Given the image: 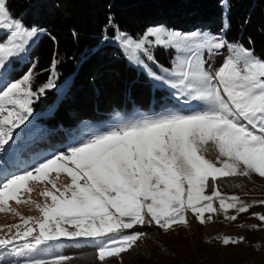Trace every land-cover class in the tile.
Returning <instances> with one entry per match:
<instances>
[{
    "label": "snow or ice",
    "instance_id": "1",
    "mask_svg": "<svg viewBox=\"0 0 264 264\" xmlns=\"http://www.w3.org/2000/svg\"><path fill=\"white\" fill-rule=\"evenodd\" d=\"M229 27L224 23L220 34H212L157 25L137 37L116 28L112 40L151 86L170 90L188 110L164 108L103 130L86 127L69 134L63 149L44 155L32 147L39 129L29 124L36 101L57 87L59 60L53 55L40 85L31 61L17 78L42 29L14 17L7 0H0V212L12 211L9 201L35 203L22 198L32 191L29 181H47L54 189L41 192L51 203L36 204L40 218L21 216V225L8 226L15 233L0 237V264H67L66 255L37 254L43 246L78 239L95 242L99 261L107 264L137 245L146 235L142 228L186 226L189 212L203 225L219 211L230 221L250 211L252 204L225 196L218 180L250 173L264 178V55L230 41ZM156 48L175 53L170 66L156 58ZM209 144L218 153L215 161L205 156ZM53 172L70 182L57 187ZM228 209L236 214L227 215ZM254 215L264 222V214ZM243 240L225 236L222 243Z\"/></svg>",
    "mask_w": 264,
    "mask_h": 264
},
{
    "label": "trees",
    "instance_id": "2",
    "mask_svg": "<svg viewBox=\"0 0 264 264\" xmlns=\"http://www.w3.org/2000/svg\"><path fill=\"white\" fill-rule=\"evenodd\" d=\"M222 0H7L14 17L42 32L29 48L26 60L17 68V78L33 62L36 84L47 81L43 71L53 55L59 60L57 85L69 79L58 95L56 88L36 101L34 122L43 130L42 136L62 134L84 122H101L114 113H127L132 108L158 109L169 105V90L152 88L141 70L127 62L120 47L106 35L114 26L137 37L151 25H164L183 32L201 29L218 34L224 23L230 27L227 38L240 40L264 55V0H227L223 16ZM111 21V23L109 22ZM245 21H248L245 23ZM54 38V39H53ZM249 39L252 43L249 45ZM156 48V58L170 66L172 51ZM37 139L34 140L36 142ZM33 142V143H34ZM32 143V144H33ZM252 180L235 176L219 178L223 191L264 195V187ZM256 184V183H255ZM243 242L238 245L245 253L225 255L222 263L200 260L205 238L199 224L189 223L190 233L156 226L140 229L146 235L137 245L119 256L121 264H264V226H243ZM236 235L240 237L237 228ZM204 242V243H203ZM260 243L259 249L254 245ZM206 251V252H205ZM259 256L245 263L247 254ZM67 264H101L92 245L66 246ZM116 256V257H118ZM112 258H107L109 264Z\"/></svg>",
    "mask_w": 264,
    "mask_h": 264
},
{
    "label": "rangeland",
    "instance_id": "3",
    "mask_svg": "<svg viewBox=\"0 0 264 264\" xmlns=\"http://www.w3.org/2000/svg\"><path fill=\"white\" fill-rule=\"evenodd\" d=\"M221 3L223 6V16H225V14L227 12V0H222ZM151 26H157V25H151ZM165 27H167V26H165ZM167 28H169V27H167ZM197 30H201V29H194L193 31H197ZM201 31H204V30H201ZM188 32H191V31H188ZM2 34L3 33L0 32V35H2ZM212 34H214V33H212ZM218 34H220V33H218ZM34 41L31 43V46L33 45ZM161 49H163V48H161ZM164 51L166 52L165 55H168L169 53L167 51H171V50L164 49ZM154 52H155V49H154ZM174 55H175V53L172 51V55L169 59L170 62H171L172 58L174 57ZM25 60H26V58L20 62H23ZM126 60L128 63L133 65L138 71L141 70L143 72V69L140 66L136 65L135 63H132L127 57H126ZM68 84H69V79H66V81L63 84L57 85L56 90H57L58 95L61 94L62 90L64 88H66ZM169 96L172 98V100L169 103V105H167L165 107L158 108L155 110L152 108H148V109L132 108L129 111H127V113H123V114L114 113L110 117H108L104 120H101V122L100 121L97 123L84 122L74 129L71 128L69 130L63 131L62 134L49 135L46 137H44V135L42 136L43 130H41L40 126L34 122V118H37L39 115V113L34 112L33 116L30 118L31 124H29V129H32L33 126H35L36 129H39V131L35 132L32 136L33 141L35 139H37L36 142H34L32 144V147L41 151L42 154L47 155L48 152H50V151L56 152L58 150L63 149L65 138L69 134L74 135V134L82 131L86 127L90 128L92 130H103V129H106L107 127L115 124L116 122H118L120 120L133 119L139 114L151 115V114H154L156 112H160L164 108H167L169 110H173V109H181V110H185V111L188 110L189 105L183 104V102L177 103V101L172 97L170 90H169ZM198 104H199L198 101H192V106H197ZM206 147H207V151L205 152L206 158L215 161L218 153L215 150L214 146L209 144ZM223 178H225V177H222V179ZM246 178L248 180H252L251 181L252 185H260V186L264 187V178L259 177L257 174L250 173L249 176ZM50 179L56 183L57 187H60L64 184L70 182V178L67 177V175L63 174V173H61L59 175V177H57V174L55 172H53L50 174ZM27 186L29 188H31L32 191H31V193L25 192L22 198L23 199H29L30 198L35 203L17 204L15 201H9V207L12 209V211L0 212V237L5 236L6 234L15 233L17 231V229L12 228L11 232H9L8 226H10V225H21L22 224V221L20 219L21 216H23V217L32 216L34 218H40L41 213H40L39 209L36 207V204L43 205L44 203H49V204L51 203L50 198H44L41 196V192H43L45 189L54 191V189H52V185L47 183V181H45L43 183H38L36 181H29ZM218 188L225 196L236 195L241 200H243L245 203L252 204L250 211L248 213H245V214H240L236 221H230V220L225 219V213L223 211H219L216 214H212L213 215L212 221L206 222L205 224L202 225L199 223L198 220L195 219V217L192 215L191 212H189L187 214V219H188L189 223L194 222V223L199 224L201 226V229L203 231V235L205 238V243L203 242L204 247L206 248L205 250H207L209 247H211V248H209L210 252L207 253L205 251L206 254L200 253V260H206V261L216 260L219 263H222V260L225 258V255H231V253L232 254H244L245 253L239 247H234L231 244L230 245H224L222 243L223 237H225V236L231 237V235H236L235 234L236 231L234 229L235 227L237 228L239 236L241 237L243 230H244L243 226H248V225L250 227L255 226V227H253L255 229L258 228V226L259 227L264 226V222L259 221L254 215L256 213L264 214V205H261L259 203H253L254 201L264 200V195L258 194L257 196H255V195H246L245 193H239L238 194V193L232 192V191H229V192L223 191L220 188V186H218ZM206 194H210L207 192V189H206ZM214 207L219 208V202L218 201H214ZM235 214H236V212L234 209H228L227 215H235ZM189 223L186 226L185 225H175V226H173L172 229L177 230V229L181 228V229L185 230L186 233H190ZM31 224L34 226V221L31 222ZM19 230L23 231L24 228L20 227ZM22 242L23 241H21V243ZM82 244L92 245L97 249L95 242H93L91 240L78 239V240H74V241H63V242H60V243H57L54 245L43 246L41 252L38 253L37 255H41V256H45V257H51L53 255H65L64 251H65L66 246H77V245H82ZM254 245H256L257 249H259L260 243H255ZM251 254H253V253L247 254V258L245 260V263L247 261H249L250 259L255 260L257 258V256L260 257V258H258V261L259 262L261 261V258H262L261 251H259V253L254 254V255H251ZM15 259L22 261L24 259V257H15ZM121 263L122 262L120 261L119 256L111 259L109 262V264H121Z\"/></svg>",
    "mask_w": 264,
    "mask_h": 264
},
{
    "label": "water",
    "instance_id": "4",
    "mask_svg": "<svg viewBox=\"0 0 264 264\" xmlns=\"http://www.w3.org/2000/svg\"><path fill=\"white\" fill-rule=\"evenodd\" d=\"M113 34H114V26L111 25V26H109V27L106 29V35L112 37Z\"/></svg>",
    "mask_w": 264,
    "mask_h": 264
}]
</instances>
